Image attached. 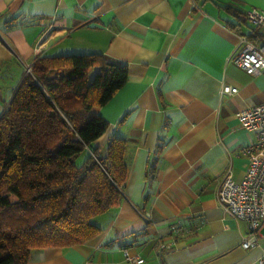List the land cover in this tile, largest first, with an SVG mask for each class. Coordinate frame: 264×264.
Returning a JSON list of instances; mask_svg holds the SVG:
<instances>
[{"label":"crops","instance_id":"obj_1","mask_svg":"<svg viewBox=\"0 0 264 264\" xmlns=\"http://www.w3.org/2000/svg\"><path fill=\"white\" fill-rule=\"evenodd\" d=\"M254 8L264 0H0V117L38 55L101 52L128 67L96 109L109 123L101 153L113 134L128 141L120 204L96 218V237L34 248L28 264H260L264 241L243 248L247 222L218 200L228 168L243 178L255 139L237 112L264 101V75L233 62L242 34L264 39L245 17ZM125 250L145 261L128 263Z\"/></svg>","mask_w":264,"mask_h":264},{"label":"trees","instance_id":"obj_2","mask_svg":"<svg viewBox=\"0 0 264 264\" xmlns=\"http://www.w3.org/2000/svg\"><path fill=\"white\" fill-rule=\"evenodd\" d=\"M31 69L0 117V264L99 235L95 220L120 204L129 173L125 137L113 134L106 155L96 144L109 127L96 109L126 84L127 65L90 52L38 55Z\"/></svg>","mask_w":264,"mask_h":264},{"label":"built area","instance_id":"obj_3","mask_svg":"<svg viewBox=\"0 0 264 264\" xmlns=\"http://www.w3.org/2000/svg\"><path fill=\"white\" fill-rule=\"evenodd\" d=\"M246 20L257 28L264 27V11L248 10ZM233 62L250 75H264V39L254 40L249 35H241V46L233 56ZM27 66L26 73L31 72ZM222 93H235L236 86L223 85ZM244 128L254 132L255 139L243 149L249 157V165L242 179L234 178L231 168H228L218 189V200L225 211L235 219L244 220L248 224V233L243 238L241 246L245 249L254 248L264 241L261 233L264 227V101L244 108L237 112ZM184 230L182 224L172 227L173 234ZM170 244L162 243V248ZM128 263H143L144 258L130 255L125 250ZM260 264H264L261 258Z\"/></svg>","mask_w":264,"mask_h":264}]
</instances>
